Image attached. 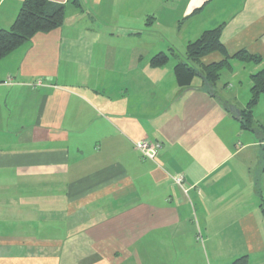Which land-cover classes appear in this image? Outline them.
Segmentation results:
<instances>
[{
	"label": "crops",
	"instance_id": "crops-1",
	"mask_svg": "<svg viewBox=\"0 0 264 264\" xmlns=\"http://www.w3.org/2000/svg\"><path fill=\"white\" fill-rule=\"evenodd\" d=\"M49 1L63 24L0 59V264H264V169L250 172L264 97L253 129L227 108L245 109L264 67V0ZM21 2L0 0V28ZM221 24L230 54L263 61L231 59L213 88L200 74L179 87L176 61L150 64L184 57L163 38ZM141 139L160 143L154 159Z\"/></svg>",
	"mask_w": 264,
	"mask_h": 264
},
{
	"label": "trees",
	"instance_id": "trees-1",
	"mask_svg": "<svg viewBox=\"0 0 264 264\" xmlns=\"http://www.w3.org/2000/svg\"><path fill=\"white\" fill-rule=\"evenodd\" d=\"M65 18L64 5L49 0H22L19 10L8 28H0V59L28 41L38 32H48L60 27ZM223 25L205 30L185 47L184 58L173 66V73L179 87L191 84L195 75L200 74L204 82L213 88V84L220 76L222 69L231 68L230 60L240 62L261 63L262 57L246 49H240L230 54L221 42ZM213 52L222 55L219 61L206 65L200 64V59ZM168 61V53L158 52L150 58L154 67L163 66ZM249 98L245 109L240 110L239 122L243 129H253L256 123L252 109L261 96L264 97V67L250 75ZM263 204H261L262 206ZM264 209V208H263ZM233 264H245V258L234 260Z\"/></svg>",
	"mask_w": 264,
	"mask_h": 264
},
{
	"label": "rangeland",
	"instance_id": "rangeland-1",
	"mask_svg": "<svg viewBox=\"0 0 264 264\" xmlns=\"http://www.w3.org/2000/svg\"><path fill=\"white\" fill-rule=\"evenodd\" d=\"M199 37V36H198ZM197 37V38H198ZM141 38H160V37H156V36H151V37H149L148 36V34L147 33H144L142 36H141ZM184 38H178V37H171V38H163L162 40H164L163 42H164V44H165V46H166V44H170V46H172V47H174L173 49H179V50H181V49H183L182 47L184 46V45H186V44H183V43H181L180 42V40H183ZM167 41V42H166ZM169 42V43H168ZM169 46V47H170ZM186 47V46H185ZM185 47H184V49H185ZM170 50V49H169ZM168 51V50H167ZM167 53V52H166ZM184 57H183V53H181L180 54V57H178V56H174L173 55V53H172V51H170V52H168V61L166 62V63H171L172 61H176V62H178L179 60H182ZM262 61H263V59H262ZM248 63V62H247ZM251 63H254V62H251ZM223 81V80H222ZM231 83L233 84V85H235L234 84V82H232L231 81ZM223 91H225V93H227V92H229L228 91V89H224ZM259 102V101H258ZM243 103H245V101L243 102ZM258 104V103H257ZM257 104L255 105V106H257ZM253 109H254V107H253ZM253 109H252V112H253ZM260 109L263 111L264 110V106L262 107V105L260 106ZM255 113H256V111H255ZM254 119H255V117H253ZM263 118V122H264V116L262 117ZM259 133H260V131H258ZM262 136H264V133H262ZM262 148V147H261ZM250 163H251V166H250V172H251V174L252 175H255L256 177H257V179H259V175H260V173H261V170H262V168L264 169V149L263 150H261L260 149V152H259V154H256V156L255 157H253L252 158V160H250ZM262 181L264 180V173H262ZM260 181V180H259ZM261 182V181H260ZM259 186V190H260V196H258V199H259V201L262 199V201H264V182H262V183H259L258 184ZM264 203V202H263ZM263 206H264V204H263Z\"/></svg>",
	"mask_w": 264,
	"mask_h": 264
},
{
	"label": "built area",
	"instance_id": "built-area-1",
	"mask_svg": "<svg viewBox=\"0 0 264 264\" xmlns=\"http://www.w3.org/2000/svg\"><path fill=\"white\" fill-rule=\"evenodd\" d=\"M135 148L140 151L144 157L154 159L157 151L160 147L159 142L149 141L147 139L137 140L134 143ZM173 182L179 186L184 193L188 191L191 186H188L185 182L184 176L181 173H176L172 176Z\"/></svg>",
	"mask_w": 264,
	"mask_h": 264
},
{
	"label": "water",
	"instance_id": "water-1",
	"mask_svg": "<svg viewBox=\"0 0 264 264\" xmlns=\"http://www.w3.org/2000/svg\"><path fill=\"white\" fill-rule=\"evenodd\" d=\"M227 106H228L227 108H228L229 112L231 114H233L234 118H236V119L241 118V112H240L239 108H237L236 106H234L230 103H227Z\"/></svg>",
	"mask_w": 264,
	"mask_h": 264
}]
</instances>
